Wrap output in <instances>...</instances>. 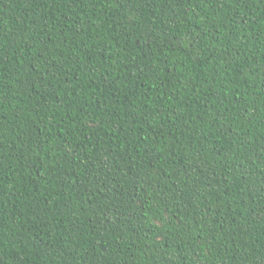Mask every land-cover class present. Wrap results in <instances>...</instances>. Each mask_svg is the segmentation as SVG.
I'll return each instance as SVG.
<instances>
[{"label": "trees", "instance_id": "16d2710c", "mask_svg": "<svg viewBox=\"0 0 264 264\" xmlns=\"http://www.w3.org/2000/svg\"><path fill=\"white\" fill-rule=\"evenodd\" d=\"M0 264H264V0H0Z\"/></svg>", "mask_w": 264, "mask_h": 264}]
</instances>
